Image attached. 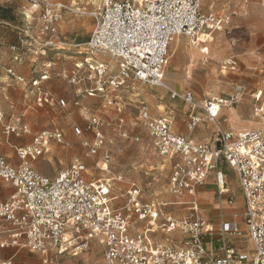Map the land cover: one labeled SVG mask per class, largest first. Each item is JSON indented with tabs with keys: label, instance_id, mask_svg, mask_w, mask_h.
<instances>
[{
	"label": "built area",
	"instance_id": "1",
	"mask_svg": "<svg viewBox=\"0 0 264 264\" xmlns=\"http://www.w3.org/2000/svg\"><path fill=\"white\" fill-rule=\"evenodd\" d=\"M26 1L33 9L26 16L37 20L41 34L40 40L25 37L21 43L36 54L38 45L43 51L55 46L65 12L93 16L95 26L86 43V60L77 63L70 76L77 84L96 80L97 85L86 91L91 96L104 91L106 85L119 90L131 78L163 88L175 36L187 35L198 44L202 35L231 24L229 15L204 12L203 0H99L89 13L56 0ZM97 57L117 63L118 70L112 77L107 76L108 64L98 62ZM237 66L235 57L221 62L222 69L234 71ZM2 68L17 81L28 83L29 78L0 61ZM48 76L45 71L38 78L32 77L31 94L40 105H66L65 98L54 96L44 87ZM170 92L172 98L191 106L188 127L192 131L203 121L199 110L216 127L210 141L196 142L174 131L171 116L154 117L146 101L140 102L138 121L148 130L158 155L170 161L169 193L177 198L175 201L145 199L141 188L132 184L125 192L126 204L117 205L119 195L114 194L113 184L103 178L87 179L88 168L78 160L55 176L39 172L29 160L48 152L53 142H65L59 129L40 130L30 144L17 149L22 164L13 165L0 153V178L16 189L0 201V247L26 248L42 257L39 264H60V254L70 251L76 255L95 240L103 245L102 264H264V89L251 93L259 125L236 132L223 127L219 115L222 106H232L239 100L238 94L198 101L190 90ZM100 127L101 120L94 115L84 128L94 133L92 139L82 141L92 158L100 155L104 143ZM30 131L28 123L4 125L7 134ZM75 131L84 133L79 126ZM110 161L111 154L105 150L96 164L107 170ZM223 163L240 182L246 230L237 213L231 219L221 214L215 225L202 212L201 186L210 176L216 181V198L221 205L236 200L227 187ZM140 222L143 227L132 231ZM159 236H166V241L158 242ZM4 264H14V260Z\"/></svg>",
	"mask_w": 264,
	"mask_h": 264
},
{
	"label": "rangeland",
	"instance_id": "2",
	"mask_svg": "<svg viewBox=\"0 0 264 264\" xmlns=\"http://www.w3.org/2000/svg\"><path fill=\"white\" fill-rule=\"evenodd\" d=\"M64 1L74 8L89 11L96 6L99 0ZM137 1L142 2L143 0ZM261 1L264 4V0ZM32 10L26 0H0V61L17 67L19 60L22 58L23 64L27 65L26 78H29L28 83H24L25 89L22 91L15 90L8 83L17 80L8 75L6 69H0V111L4 115L3 118L0 117V153L5 155L13 164L20 165L23 160L17 154V146L30 144L33 135L39 130L59 129L65 135V142H53L48 152L42 154L37 160H29V164L39 172L55 176L60 170L67 168L75 160H78L88 168L87 179L103 178L111 185L113 184L114 194L119 195L115 202L119 205L126 204L125 192L132 184H136L141 188L145 199L170 200L167 196L169 194L171 165L164 157L158 155L147 130L137 127L133 122L139 114L137 107L141 101H148L151 107L154 105L157 109L161 108L159 106L165 105L161 108L163 110H160L163 115L166 112L171 113L173 111L176 116L186 117L185 107L182 106L181 108L183 104H180L179 99L172 98L170 91H168L169 94L164 93V88H161L160 92H154L156 99L152 100L150 98L152 93L149 89L153 86L131 78L127 87L121 91L124 94V104L127 105L125 111L121 113L113 106H107L100 96L88 95L83 82L80 84L72 83L70 76L75 63L82 61L83 56L86 55V43L94 28L93 18L86 14L67 13L64 21L59 24V29L61 25V37H64L65 42L69 44H57L55 47H48L49 49L47 48L44 55L39 52L37 54L38 62L34 64L32 52L25 49V45L21 43L22 38L28 37L29 40V38H36L37 35L41 34L37 20L26 16V13H30ZM246 25H235L233 23L225 29L217 31L221 37L225 38V42L221 47L225 49L224 56L235 57L238 62L237 69L234 71L222 69L219 61L221 57L218 59L209 57L202 60L204 72L211 74L212 69L216 67L223 82L215 85L207 81L206 78H196L187 81L183 87L181 51H177L173 46H171L169 52L173 57V63L166 68L168 79L165 81L169 83L170 80H176L181 84V88L173 87V89L180 93L190 89L196 92L199 99L205 98L208 94L226 97L230 94H238L240 96L239 101L233 105V108L238 109L240 121L245 126H249L248 129H252L254 126L259 125L258 118L252 112L251 93L255 88L264 89V46L248 48L243 45V43L246 45L244 40L249 38L252 32H255L249 31ZM182 36L193 43L187 35L182 34ZM6 46L11 49L12 54L8 55L3 50ZM57 46L60 47L56 48ZM15 57H19V60H16ZM48 61L53 62L54 65L47 70L49 79L44 80V87L54 96L64 97L66 105H59L56 102L53 105L37 106L33 97L26 98L24 96L25 90L31 94L30 80L33 76H35L33 78H38L41 73L40 70L45 68L43 63ZM180 62L182 76H175L171 72L172 68L174 69ZM135 104L137 107H135ZM94 115L101 120L100 130L104 135V143L100 155L92 158L87 155L88 149L83 146L82 141L84 138H93L94 133L85 131L84 128L88 118ZM19 116L22 121L29 124L31 133L18 135L4 132V125ZM121 117L125 118L126 123L120 122L119 118ZM225 119L224 117L221 119L224 126ZM76 126H79L84 133L78 134L75 131ZM126 131L128 132L127 136H124ZM196 134H198V131L194 133V136ZM136 135L139 136V140L136 139ZM105 150H108L111 154V161L107 170L96 164L97 159L103 155ZM226 172L232 178L231 186L236 189L235 176L229 170H226ZM120 176L122 179L117 178ZM0 182L2 183L1 179ZM239 206L240 203L237 201L235 208ZM238 214L243 229L246 230L243 212H238ZM143 225L140 222L134 226L132 231L136 232ZM173 235H176V238L180 240L183 238L178 233H173ZM166 238V236H159L158 242H165ZM14 251L13 249L11 253L6 252L5 255H2L3 251L0 249V264H4L9 258L8 256L14 254ZM103 251V245L95 240L89 248L79 251L76 255L70 251L60 254L59 261L60 264H102ZM41 258L24 248L15 256L14 264H39Z\"/></svg>",
	"mask_w": 264,
	"mask_h": 264
},
{
	"label": "crops",
	"instance_id": "3",
	"mask_svg": "<svg viewBox=\"0 0 264 264\" xmlns=\"http://www.w3.org/2000/svg\"><path fill=\"white\" fill-rule=\"evenodd\" d=\"M56 1L67 3L64 0H56ZM94 8L95 7L91 8L87 12L89 13ZM203 10H204V12H213V13H217L219 15H229L230 19H231L230 25H232L233 23L235 25L242 24L243 26L247 24L246 26H247L248 30L249 31L252 30L255 32H252L251 36H249V38L244 40V41H246V45L244 43H243V45L247 46L248 48H251L252 46H256V47L264 46V4H263V1H261V0H203ZM32 12H33V10L30 13H26V15H30ZM67 13H69V12L64 13L63 19L60 21L59 24H61V22L64 21V19L66 18L65 15ZM86 15H88V14H86ZM88 16L89 17L91 16L93 18V16L91 14ZM93 20H94V18H93ZM94 26H95V23H94ZM218 33L219 32L215 31L214 33H210V34L201 36L200 37L201 41L198 42V45H196L195 42H193V43L190 42L189 39L182 36V34H179L178 36H175L173 38L174 40L171 43V46H173L177 51H181L183 87H184L185 83H187V81H189L190 79H196V78H199V79H205L206 78L207 81H209L215 85L223 82L220 74H218V70L216 67L212 69V73H211L212 75L209 73H205L204 69L202 68L203 67L202 60L205 58L213 57L214 59H218L221 57L219 60L220 64L224 59L228 58V57L224 56L225 49L221 48L225 42V38L221 37V35ZM36 38H38V40H40L39 35H37ZM54 39L56 40L55 46L57 44L58 45L69 44V43L65 42L64 37H61V25H60V29H59V34L58 35L56 34ZM12 47H14V46H12ZM41 47H42L41 45L37 46L39 52L42 53V55H44V53H46L47 50L43 51V49H41ZM58 47H60V46H57L56 48H58ZM25 49L31 51L27 47H25ZM3 50L5 52H7L8 55L12 54L11 49L8 48L7 46ZM31 52L33 54L32 55L33 60H34L33 63L37 64V62H38V58H37L38 55L37 54L39 52H37V54L34 51H31ZM169 57H170L169 65H171L173 63V57L170 54H169ZM85 58H86V55L83 56L82 61L75 63V67H76L77 63H79V64L84 63L86 60ZM96 59L98 62H104L105 64H108L109 70H108L107 76L112 77V75L115 74L116 71L118 70L117 63L115 61H113L112 59L105 58V57H97ZM5 60H7V59H5ZM16 62H18V61H16ZM5 63L6 62H4V64ZM6 64H8V65H6ZM6 64L5 65L8 67H13L18 75H22V76L27 77V75H26L27 65L23 64L22 58L19 60L17 67H14L9 63H6ZM53 65H54L53 62H50V61L44 62L43 66L45 68L40 70L41 71L40 74H42L45 71L48 72L47 70L50 69ZM75 67H74V69H75ZM180 67H181V62L174 69L172 68V71H171L172 74L175 76H182V74L180 72V70H181ZM165 75H166V71H165ZM33 77H35V76H33ZM166 79H168L167 75L165 76V80ZM8 84H11L12 88H14L15 90H19V91L21 90L22 91L23 89H25L24 83L21 84V82H18V81L13 80ZM166 84L168 85L169 89H173V87H177L178 89L181 88V84L178 83L176 80H170V82L169 83L166 82ZM83 85L86 87L85 91H87L90 88L91 89L94 88L97 85V82H96V80H91V81L87 80ZM152 86L153 87H151L149 89V91H150V93H152V95H151L152 97H150V98L153 100V99H156L154 92H156V93L160 92L161 87H157L155 85H152ZM126 87H127V85L122 87L119 90H114L112 88V86L106 85L104 91H96L95 93L92 94V96H100L103 99V101L106 103V105L109 107L113 106L117 110H118V108L121 107V111H119V110L118 111L123 113V111H125V109L127 108V105L124 104V97H123L124 94H122L121 91H122V89H124ZM256 89H262V88H255L252 91H255ZM173 90H175V89H173ZM186 90H190V89H186ZM186 90H184V91H186ZM168 91H169L168 89L164 88V93L169 94ZM190 91H192V90H190ZM194 94H195L198 101L203 100V99L210 97V96H216V95L208 94V95H206L205 98L199 99L196 92H194ZM235 94H230V95H235ZM230 95H227V97ZM24 96L26 98L33 97L34 102H35V104H37V106L38 105L39 106L47 105V104L40 105L39 103H37L35 96H33V94L28 93L27 90H25ZM218 96H223V95H218ZM223 97H226V96H223ZM62 98H64V97H62ZM179 102H180V104L181 103L183 104V105H181V108H182V106L185 107L184 110H186L185 111L186 117H182L180 115L176 116L175 114H173L174 113L173 111L171 113L166 112L163 115V112L160 110H163L161 108L165 107V105L159 106V108L160 107L161 108L157 109L154 105L151 107L148 101L146 103L148 104L149 109H150V111L154 117H164L167 115L171 116L173 119L172 128L174 129V131L177 134L186 135V136L190 137L193 141H196V142L210 141L213 137L215 130H216L215 125L207 119L206 115L201 110H199L198 114L199 113L201 114V116L203 117V121L200 122V124L196 127L195 130L192 131L188 127V125H189V113L191 112V106L182 100H180ZM48 105H53V104H48ZM135 107H137L136 104H135ZM221 109L222 110H221L220 115H219L220 122H221V119L223 117H224V119H225V117H227L225 119V122H226L225 126L221 122V125L223 127H225L226 129H232L235 132L249 128V126H245V124H243L240 121V119H239L240 115L238 113V109L233 108V105L232 106L224 105L221 107ZM137 111H138V107H137ZM252 112H253V108H252ZM138 113H139V111H138ZM119 119L120 120L123 119L124 120L123 123L125 122L124 117H121ZM15 122L26 123V122L22 121V118L20 116L16 117L13 121H10L8 123H15ZM133 124L136 125L137 127H141L144 129L142 124L138 121V116L135 118V121L133 122ZM254 127H256V126H254ZM145 130H147V129H145ZM196 131H198V134H196L194 136V133ZM38 132H36V133H38ZM147 133H148L149 138H150L151 143H152V138H151L148 130H147ZM136 136H138V135H136ZM19 147H22V145L17 146L16 150ZM165 159L170 164L169 159H167L166 157H165ZM7 160L9 161L8 158H7ZM9 162L11 164H13L11 161H9ZM13 165H16V164H13ZM221 168L225 171L228 189L232 193H234V195H235V198H236L235 202L232 204L225 203L222 205L218 202V199L216 198V181L214 180L213 176H210L207 179V183L201 186V191H200L202 212H203L204 216L209 218L210 221L215 225L219 224L220 219H221V214L226 216V218L231 219L233 217V214H235V213L238 214V212L244 211V199L242 198V195H241L240 182L238 180L236 173L225 163H223L221 165ZM226 170H229L230 173L235 176L234 178L237 181V187H236L237 190L233 186H231V179L232 178L230 176H228ZM117 178L122 179L121 176L117 177ZM0 186H1L0 200H6V198H9L16 190L14 186H12L9 183L3 182V180H2V183L0 182ZM167 198H169L172 201H175L177 199V198H174L170 193L168 194ZM166 200H168V199H166ZM237 201L240 203V206L235 208V206L237 205ZM117 205H119V204L117 203ZM0 249L3 251V253H1L2 255H5L6 252L11 253V251L14 249L15 250L14 254H12L11 256H8L9 257L8 259H13V260H14L15 256L21 251V250L16 249L15 247H6V248L0 247ZM29 252L34 254V255H39V254L33 253L31 251H29Z\"/></svg>",
	"mask_w": 264,
	"mask_h": 264
},
{
	"label": "bare ground",
	"instance_id": "4",
	"mask_svg": "<svg viewBox=\"0 0 264 264\" xmlns=\"http://www.w3.org/2000/svg\"><path fill=\"white\" fill-rule=\"evenodd\" d=\"M143 2V1H142ZM207 34H210V33H206V34H204V35H207ZM203 36V35H202ZM196 45H198L197 43H195ZM169 57V56H168ZM169 62H170V57H169V60H168V65H169ZM167 65V66H168ZM163 88H165V89H168L169 91L171 90V89H169V87H168V85L166 84V81H165V86H163Z\"/></svg>",
	"mask_w": 264,
	"mask_h": 264
}]
</instances>
